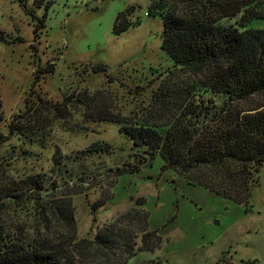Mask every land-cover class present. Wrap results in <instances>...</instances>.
I'll return each mask as SVG.
<instances>
[{
	"label": "trees",
	"instance_id": "trees-1",
	"mask_svg": "<svg viewBox=\"0 0 264 264\" xmlns=\"http://www.w3.org/2000/svg\"><path fill=\"white\" fill-rule=\"evenodd\" d=\"M134 11L132 6L117 15L116 34L139 24L130 21ZM157 12L164 26L162 49L173 68L157 79L147 103L124 115L109 90L83 89L56 105L32 94L27 113L13 116L6 135L33 143L34 132L41 131L44 138L47 122L39 117L38 103L54 109L59 120L79 115L83 123H114L142 153L135 165L118 168V175L136 173L159 156L161 171L173 170L192 185L246 206L264 167V28L255 26L264 22V0H150L149 14ZM43 26L44 19L36 30ZM0 40L7 43L2 34ZM92 70L107 72L103 65ZM110 150L107 143H94L66 162L56 156L49 186L51 176L35 174L0 188V264H126L138 252L160 248L158 233L148 230L143 199L92 239L77 237L72 196L81 191L61 183L76 174L85 179L83 161ZM6 164L0 155V165ZM103 203H94L92 211Z\"/></svg>",
	"mask_w": 264,
	"mask_h": 264
},
{
	"label": "rangeland",
	"instance_id": "rangeland-1",
	"mask_svg": "<svg viewBox=\"0 0 264 264\" xmlns=\"http://www.w3.org/2000/svg\"><path fill=\"white\" fill-rule=\"evenodd\" d=\"M149 5L150 0H0V34L7 42L0 40V132L5 134L0 155L8 163L0 165V188L35 174L51 176L49 186L57 173L56 156L66 162L94 143H107L110 153L83 161L85 179L75 170L67 185L61 183L81 191L72 196L79 239H92L143 199L148 230L158 233L161 245L152 253H136L126 264H264V167L245 206L192 185L173 170L161 171L159 156L136 173L118 175V168L135 165L142 153L114 123H83L79 115L59 120L54 109L38 103L46 136L35 131L30 143L6 135L13 116L27 113L32 94L56 105L83 89L109 90L124 115L147 103L157 79L173 68L162 49V16L149 14ZM132 6L130 21L139 24L116 34L117 15ZM255 26L264 28V22ZM97 65L105 66L106 74L93 73ZM99 200L104 203L92 211Z\"/></svg>",
	"mask_w": 264,
	"mask_h": 264
}]
</instances>
